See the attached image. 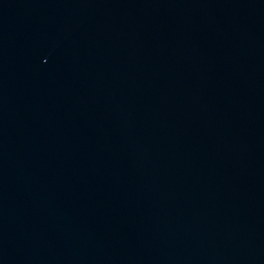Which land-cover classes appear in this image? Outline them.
<instances>
[{
  "label": "water",
  "instance_id": "1",
  "mask_svg": "<svg viewBox=\"0 0 264 264\" xmlns=\"http://www.w3.org/2000/svg\"><path fill=\"white\" fill-rule=\"evenodd\" d=\"M0 264H264V0H0Z\"/></svg>",
  "mask_w": 264,
  "mask_h": 264
}]
</instances>
